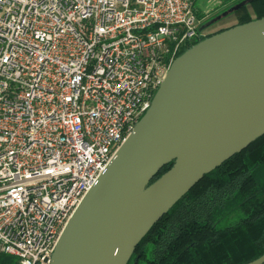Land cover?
<instances>
[{
	"label": "built area",
	"instance_id": "2783aa9c",
	"mask_svg": "<svg viewBox=\"0 0 264 264\" xmlns=\"http://www.w3.org/2000/svg\"><path fill=\"white\" fill-rule=\"evenodd\" d=\"M194 3L0 0V251L17 264H50L174 59L204 37Z\"/></svg>",
	"mask_w": 264,
	"mask_h": 264
},
{
	"label": "water",
	"instance_id": "95a60500",
	"mask_svg": "<svg viewBox=\"0 0 264 264\" xmlns=\"http://www.w3.org/2000/svg\"><path fill=\"white\" fill-rule=\"evenodd\" d=\"M262 134L264 17L208 35L174 59L73 212L50 264H127L176 201ZM244 264H264V254Z\"/></svg>",
	"mask_w": 264,
	"mask_h": 264
},
{
	"label": "trees",
	"instance_id": "16d2710c",
	"mask_svg": "<svg viewBox=\"0 0 264 264\" xmlns=\"http://www.w3.org/2000/svg\"><path fill=\"white\" fill-rule=\"evenodd\" d=\"M233 13L236 24L264 17V0H249ZM262 171L264 134L176 201L141 238L127 264L137 259L145 264H244L264 254ZM0 264H17V257L0 251Z\"/></svg>",
	"mask_w": 264,
	"mask_h": 264
},
{
	"label": "crops",
	"instance_id": "0c3cea01",
	"mask_svg": "<svg viewBox=\"0 0 264 264\" xmlns=\"http://www.w3.org/2000/svg\"><path fill=\"white\" fill-rule=\"evenodd\" d=\"M195 0L194 7L196 13L200 15V31L203 36L206 37L220 30L228 28L237 23L235 15L233 13L236 6L243 3L241 0ZM233 15V21L229 24H222L211 28V24L216 23L218 20ZM206 22L205 24H203Z\"/></svg>",
	"mask_w": 264,
	"mask_h": 264
},
{
	"label": "rangeland",
	"instance_id": "374dc122",
	"mask_svg": "<svg viewBox=\"0 0 264 264\" xmlns=\"http://www.w3.org/2000/svg\"><path fill=\"white\" fill-rule=\"evenodd\" d=\"M238 1H239L238 3L241 2V0H238ZM242 1H244L243 3L246 4V3H248L249 0H242ZM241 4H242V3H241ZM239 5H240V4H239ZM239 5H238V6H239ZM238 6H236V7H238ZM197 18H198V28H199V31H200V17H197ZM232 21H233V15H228V16H226V17H224V18L218 20L216 23L211 24V28H214V26H217V25L229 24V23H231ZM205 23H206V22H204L203 24H205ZM200 32L202 33V31H200ZM262 172H264V171H262ZM130 264H145V262L142 261V260L137 259V260H135V261H132Z\"/></svg>",
	"mask_w": 264,
	"mask_h": 264
}]
</instances>
